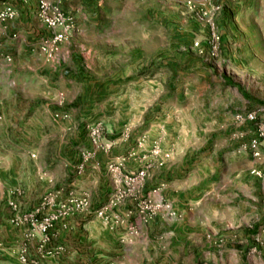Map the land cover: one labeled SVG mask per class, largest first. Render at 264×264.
Masks as SVG:
<instances>
[{
	"label": "rangeland",
	"instance_id": "rangeland-1",
	"mask_svg": "<svg viewBox=\"0 0 264 264\" xmlns=\"http://www.w3.org/2000/svg\"><path fill=\"white\" fill-rule=\"evenodd\" d=\"M188 1L201 11L203 0L106 2L99 35L74 33L60 44L50 97L42 96L50 98L52 114L72 115L74 131L66 133L65 149L56 145L51 152L56 163L36 171L55 182L51 189L34 202L9 201L0 264H209L225 240L240 235L198 236L180 225L181 210L192 209L207 190L197 176L189 178L198 180L191 199L182 202L162 198L159 182L146 184L170 156L176 166L185 159V170H171L172 180H183L180 172H197L193 166L205 153L216 160L217 145L226 147L238 132L250 135L253 123L213 121L212 112H255L254 123L264 124V3L247 8L246 0H211L222 9L212 20L220 46L210 57L191 48L206 26L188 11ZM2 3L19 14L17 0ZM159 117L165 135L150 139L147 126ZM226 123L228 136L218 132ZM253 171L264 180V165ZM254 210L248 209L252 217ZM256 236L251 254L263 245Z\"/></svg>",
	"mask_w": 264,
	"mask_h": 264
},
{
	"label": "crops",
	"instance_id": "crops-1",
	"mask_svg": "<svg viewBox=\"0 0 264 264\" xmlns=\"http://www.w3.org/2000/svg\"><path fill=\"white\" fill-rule=\"evenodd\" d=\"M17 1L15 7H19L18 17L6 24L5 33L0 36V49L13 58V63L8 67L3 66L0 61V231H6L4 220L8 217L9 201H37L43 191L55 184L51 181L48 183L42 181L36 171L56 163L52 160L51 152H56V145L65 149L66 133L74 131L73 126L71 129L68 128L71 122L70 114L66 118H53L50 112L52 102L46 101L50 98L42 96L45 91L50 97L54 84L51 77L56 76L58 70L53 72L55 62L47 61L35 46L36 41L47 34L46 32L41 35L38 32L39 28L44 30L45 28L35 16L36 0ZM112 1L115 0L106 2ZM106 2L91 0V5L82 0L62 2L61 9L72 13L75 18L76 30L72 35L79 32L99 35L102 26L100 22L102 4ZM255 3H264V0H246L247 8L250 5L256 6ZM2 4L14 7L7 3ZM80 8L81 15L77 14ZM249 17L250 20L255 18ZM256 21L258 20L254 22ZM11 35L16 37L12 38ZM34 36L37 37L32 43L31 39ZM204 54L206 56L207 52ZM145 84L148 85L149 81ZM227 112L225 114L212 112L210 118L213 121L220 118L224 122L232 123L233 116ZM131 120H134L132 116ZM162 120L163 117L155 118L154 122L147 126L148 138L153 139L158 131L165 135L164 126L161 125L163 122H160ZM230 125L226 123L223 127L219 126L218 132L228 136L232 131ZM84 129L82 125L77 131ZM214 131L216 128L208 134L209 138L215 134ZM202 133V130H194V134L201 138ZM247 136L238 132L233 135L232 140L225 142L226 147L217 145L216 152H211L212 156L216 155V160L211 161L205 153L203 159L193 166L197 172L188 171L187 174L180 172L184 174L183 180L179 178L172 180L171 170H185L188 167L185 159L179 161L176 166L170 156L160 168H157L158 171L151 182L148 179L146 183L147 187H151L155 182H159L158 192L162 198L182 202L191 199L190 196L201 179V187L207 188L198 198L197 202L201 204L196 203L192 209H182L183 222L180 225L198 236L206 232L220 234V237L221 234L225 236L240 234L237 238L225 240L226 247L212 253L209 264H264V244L259 247L256 254H251L252 237L264 235L260 233L264 231V206L258 204V200L264 198V180L251 175L253 169L261 170L264 165V152L260 159H252L247 154H237L236 147L240 142L247 141L252 136V131ZM231 144H234V148L230 150L228 148ZM47 147L50 149L49 155L44 158L43 150ZM224 148L225 151H221ZM152 172L151 175L154 174ZM157 176L159 179H156ZM194 176L198 178L193 181L195 186L189 180ZM249 203L252 206L248 207ZM203 204H208V208H202ZM258 205L259 208L256 209ZM250 208L255 209L257 213L255 217L248 214Z\"/></svg>",
	"mask_w": 264,
	"mask_h": 264
},
{
	"label": "built area",
	"instance_id": "built-area-1",
	"mask_svg": "<svg viewBox=\"0 0 264 264\" xmlns=\"http://www.w3.org/2000/svg\"><path fill=\"white\" fill-rule=\"evenodd\" d=\"M66 0H36V11L35 16L37 20L43 25L47 34L41 36L36 41L37 51L50 62L55 61V57L58 53V47L72 33L76 30L75 18L72 13L64 12L61 9V4ZM97 2H106L110 0H96ZM227 4H232L236 0H225ZM203 7L199 8L200 12L196 11L198 5L188 1L186 7L189 12L195 13V17L198 21L202 22L206 26L205 36L199 37L191 43V48L198 53V55L214 56L220 46V37L215 31L212 20L221 12L222 6L220 3L212 2L211 0H203ZM225 3V4H226ZM17 16V11L9 5L4 4L0 8V36L5 33L6 24L12 21ZM16 37V35H11ZM203 44V45H202ZM0 61L3 66L8 67L12 63V57L3 52L0 49ZM67 115L54 113L53 118H66ZM256 120L255 112H246L243 114H237L233 116V121L241 123H253L251 131L252 136L247 141L240 142L235 149L237 154H247L252 159H260L264 152V124L254 123ZM251 173H254L252 170ZM143 172L139 171L136 173L137 177L142 176ZM258 175V174H256ZM264 233V231H260ZM255 237V244H264V235Z\"/></svg>",
	"mask_w": 264,
	"mask_h": 264
}]
</instances>
